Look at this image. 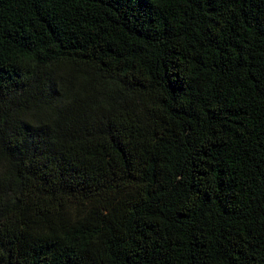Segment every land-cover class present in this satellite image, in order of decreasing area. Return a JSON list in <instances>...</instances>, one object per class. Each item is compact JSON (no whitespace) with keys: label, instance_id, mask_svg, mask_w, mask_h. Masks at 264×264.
I'll return each instance as SVG.
<instances>
[{"label":"trees","instance_id":"16d2710c","mask_svg":"<svg viewBox=\"0 0 264 264\" xmlns=\"http://www.w3.org/2000/svg\"><path fill=\"white\" fill-rule=\"evenodd\" d=\"M0 264H264V0H0Z\"/></svg>","mask_w":264,"mask_h":264}]
</instances>
